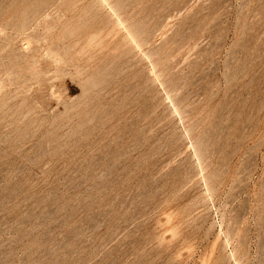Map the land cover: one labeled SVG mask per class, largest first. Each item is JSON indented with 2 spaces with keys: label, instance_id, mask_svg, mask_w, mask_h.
<instances>
[{
  "label": "rangeland",
  "instance_id": "obj_1",
  "mask_svg": "<svg viewBox=\"0 0 264 264\" xmlns=\"http://www.w3.org/2000/svg\"><path fill=\"white\" fill-rule=\"evenodd\" d=\"M0 264H264V0H0Z\"/></svg>",
  "mask_w": 264,
  "mask_h": 264
}]
</instances>
